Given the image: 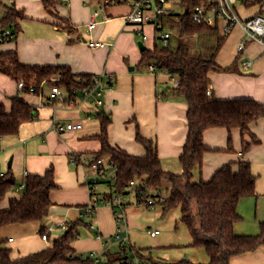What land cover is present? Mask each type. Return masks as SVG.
Listing matches in <instances>:
<instances>
[{
  "label": "crops",
  "instance_id": "obj_1",
  "mask_svg": "<svg viewBox=\"0 0 264 264\" xmlns=\"http://www.w3.org/2000/svg\"><path fill=\"white\" fill-rule=\"evenodd\" d=\"M55 2L56 13L68 18L76 27L75 30L67 31L59 27L57 18L44 10L40 0H13L14 7L24 13L21 21L35 20L36 26L32 27L31 36L25 37V33H22L16 36L15 40L0 45V50L16 49L20 61L24 63L68 65L74 73H111L112 85L103 88L100 106V110L111 116V123L108 126L110 143L129 153L142 154L143 147L134 139L138 125L142 135L155 140L162 167L179 173L180 167L174 169L173 166H176V159L182 151L188 131L187 105L179 98L162 97L164 90L172 85V75L162 70L151 73L146 68L145 71L135 68L141 57V50L138 47L141 37L124 19V15L130 9V3L127 1L101 7L99 0H55ZM176 3L181 4L179 11L181 12L184 8L181 1L168 0L169 8L178 13L175 8ZM253 7H256L253 12L243 16L240 15L237 7L236 11L241 19H247L259 9L258 6ZM93 10H98L96 27L86 30V23ZM2 12L3 10L0 14ZM81 28L84 31H81ZM143 30L149 32V35H154V30L152 29L151 32V27L148 25L144 26ZM89 39L104 41L105 45L90 47L86 43ZM241 41L244 42V46L238 51L237 46ZM147 42L151 46L153 41L151 38L143 41L144 44ZM145 46L147 47L146 44ZM216 60L222 66L234 64L235 68L209 72V92L212 96L220 99L250 97L264 102V40L250 38L240 24H235L227 32ZM130 63L134 65L133 69L128 67ZM15 94L21 95L16 81L0 73V101L6 108L10 106L9 97ZM23 98L37 106V114L33 119L23 122L16 134L0 136V160L5 161L13 152L10 158L11 165H7V169L20 164L23 175L41 174L53 165L57 187L50 193L53 204L46 217L47 220L45 218L42 221L29 222L34 225L36 233H40L39 229L46 226L45 224L50 220L58 225L79 218L82 205L89 200L90 192L85 183L87 174L85 166L70 164L68 156L72 152H93L100 148V142L90 137L99 131V120L95 117V109L87 103L64 109L60 103L48 102L45 94L40 96L26 93ZM52 118L57 123L80 122L81 128L58 132L52 128ZM250 129L260 138L261 143L251 146L245 153L240 152L239 130H232L234 150L229 152L225 150L227 131L217 127L206 129L203 141L208 151L204 153L201 168L194 170V177L207 180L221 165L238 158L249 160L251 170L255 174L256 169L260 168L259 164L264 165V118L252 122ZM12 143L14 146H11ZM1 173L3 171H0ZM257 188L256 183L255 189ZM14 195L17 194L11 193L8 197ZM8 197L4 200V204ZM244 200L245 198H242L237 206L240 215L244 210ZM98 210L99 207L96 208L93 218L95 221L99 220L100 227L97 228L102 234V239L85 237L84 243L77 239L73 243L77 252L94 250L101 253L102 241L112 237L115 230L114 221L112 220V229L104 230L105 222ZM241 220L234 224L236 233L249 234L256 231L255 221L252 227L247 228L241 224ZM25 224L2 227V237L6 239L12 237V241L6 243L8 247L15 242L12 232L18 231ZM48 245L47 240L44 247ZM40 249L42 247L22 253L18 251L17 255H10L15 258ZM229 264H264V245L231 257Z\"/></svg>",
  "mask_w": 264,
  "mask_h": 264
},
{
  "label": "trees",
  "instance_id": "obj_2",
  "mask_svg": "<svg viewBox=\"0 0 264 264\" xmlns=\"http://www.w3.org/2000/svg\"><path fill=\"white\" fill-rule=\"evenodd\" d=\"M40 1L44 10L57 18L59 27L67 31L76 29L68 18L56 13L55 0ZM99 1L101 7L127 2V0H108V3ZM215 2L216 0H183L181 2L183 10L178 13H167L162 21L164 22L166 18L170 24L169 17L176 16L182 36L219 31L217 17L213 24H208L193 21L190 16L193 6L205 5L211 8ZM242 4L246 7L258 6L259 9L254 15H264L262 7L264 0H243ZM0 6L4 7L1 21L19 30L20 21L24 18L23 11L14 5H6L3 0H0ZM226 36L227 33L220 34L215 46L207 52L193 50L183 39L171 41V36L166 46L157 44L154 39L150 47L141 50L138 67H147L151 63L155 69L165 71L178 79L177 84H172L164 90L162 97L179 98L187 105L188 131L178 156L180 173L162 167L155 140L142 135L138 125L134 139L143 147L142 154H132L111 144L108 138L111 116L99 109L94 112L99 120V131L90 137L100 142V148L84 153L110 161L116 168V178L114 181L100 182L107 183L114 192L127 194L135 192L138 203L145 202L149 188L157 190L155 195H159L163 181L167 180L170 183L169 194L160 202L163 212L179 207V219L187 227L191 237L190 244L203 247L209 257L206 263L184 260L186 264H229L231 257L264 245V221L259 222L258 233L242 234L234 231V224L242 219L237 210L239 201L256 194V175L251 170L249 160L238 158L228 161L216 169L209 179L191 180L193 171L201 168L204 153L208 151L203 141L206 129L212 127L225 129L228 133L225 150L229 152L234 150L233 129L240 132L241 153L261 143L260 138L251 131L250 124L264 118V102L250 97L220 99L208 92L209 72L235 68L234 64L222 66L216 60ZM0 73L16 82L22 80L23 92L26 93L29 86H34L37 91L43 83L44 87L55 84L70 94L73 89L78 90L76 92L78 94L91 84L94 75L74 73L68 65L24 63L20 61L16 49L0 50ZM9 100V108L0 101V136L16 134L23 122L33 119L37 114V106L26 101L22 95H12ZM54 175L53 165L41 174L26 173L24 187L20 193L8 197V193L17 187L11 167L0 174V264H95L89 259L79 258L73 245L79 237L78 227L83 223L81 217L65 221L66 227L63 232L43 249L15 258L10 255L11 248L6 245L8 239L1 235L2 227L44 220L53 204L50 193L57 187ZM130 181L138 184L132 187ZM137 187H141V190L139 191ZM6 197L8 198L4 204ZM44 228L42 226L39 229L40 234ZM136 251L145 255L142 248ZM145 257L149 259L148 256Z\"/></svg>",
  "mask_w": 264,
  "mask_h": 264
},
{
  "label": "built area",
  "instance_id": "obj_3",
  "mask_svg": "<svg viewBox=\"0 0 264 264\" xmlns=\"http://www.w3.org/2000/svg\"><path fill=\"white\" fill-rule=\"evenodd\" d=\"M6 5H13V0H3ZM108 0H103V3H108ZM130 3L129 11L124 15L125 21L132 25L136 30V33L140 35L141 41H146L148 39L147 34L144 32L143 27L145 25H151L154 30V39L161 41V44L166 46L168 44V39L171 34L169 31H162L164 22L162 18L167 13H173V9L169 8L168 0H127ZM183 1V0H178ZM236 0H216L214 7L207 8L205 5L193 6L190 10V16L193 21L199 23L213 24L215 18L217 17L223 21L221 25V31L227 33L230 28L235 24H240L244 31L250 38L263 41L264 37V15H253L249 19H241L236 11L235 6ZM107 6V5H106ZM4 10V9H3ZM0 14V44L13 41L18 30L10 25H6L1 21ZM98 10H93L90 13L89 20L86 23L88 30H92L96 27L97 21L96 16ZM220 29V24H219ZM87 45L90 47H97L105 45L104 41L89 39L86 41ZM244 42L241 41L237 50H242ZM247 65V62H245ZM147 68L150 72L155 71L153 64H148ZM113 81V75L111 73H98L93 75V81L82 91L73 89L72 94L62 87L55 84L49 85L47 87L40 84V87L36 91L34 86H29L28 92L31 94H38L42 96L45 94V99L50 103H60L64 106L74 107L83 103L89 104L95 111L102 104V90L105 87H111ZM172 84H177L178 79L175 76H171ZM17 83L18 92H23V81L19 80ZM209 92V89H208ZM52 128L58 132L78 130L81 128V123L76 122H65L57 123L54 118H52ZM68 161L70 164H82L88 167L91 172L86 174L85 183L88 186L90 192L89 201L81 207L80 215L86 216L88 214L94 213L98 205L106 204L112 211V217L115 224V230L112 233V240L102 241V252L97 253L94 250L89 251H78L77 256L83 260L89 259L95 264H150L145 255L139 254L135 248H133L129 242L128 227L125 218V206L127 203V193L124 192H114L107 191L104 193H99L96 191V184L101 180L114 181L115 176V166L104 158L96 157L94 154H84L80 152H72L68 156ZM112 171V173H110ZM130 186H136L135 181H130ZM24 187V181H21L16 187L17 191H21ZM139 191L141 187H137ZM134 196L135 192L131 191ZM165 197L161 194L155 196H145V202L147 206L153 207L156 201L161 202ZM98 204V205H97ZM44 231L40 234V237L47 241L49 240V232L53 227L44 226ZM66 227L65 222H62L56 226V228L64 230ZM89 229L95 230L96 238L102 239V234L98 228L93 223H87ZM98 230V231H97ZM148 233L151 236H155L157 230L148 229ZM8 241H12V237L8 238ZM111 243H115L119 248V255L116 258L110 256V246Z\"/></svg>",
  "mask_w": 264,
  "mask_h": 264
},
{
  "label": "rangeland",
  "instance_id": "obj_4",
  "mask_svg": "<svg viewBox=\"0 0 264 264\" xmlns=\"http://www.w3.org/2000/svg\"><path fill=\"white\" fill-rule=\"evenodd\" d=\"M242 3L243 0L235 1V6L237 7V10L239 11L241 16L253 12L256 8V7H246ZM262 7H264V5ZM175 8L178 10L177 12H179L181 10L180 9L181 4L176 3ZM3 9L4 7L0 6V12ZM102 11L103 10H101V12ZM169 18H171L169 19L170 24L168 23V21H166L167 19L165 18L162 31L166 30L170 32L171 41L177 39H183L184 41L188 42L193 50L206 51V52L211 50L215 46L218 36L223 33L221 31V25L223 24V21L220 20L219 31H206V32L193 33L182 36L180 35L177 17L172 16ZM35 23H36L35 20H29V19L21 21L20 29L18 30L17 36H20L22 33L23 34L25 33L24 34L25 37L31 36L33 31L32 27L36 26ZM148 26L151 27V32H152L153 27L151 25ZM80 30L84 31L83 28H81ZM144 32L146 33V31ZM146 34L148 38H151L152 41L154 40L153 34L149 35V32ZM156 43L161 44V41L156 40ZM4 44L6 43H2L0 45H4ZM145 44L147 45V47H150L149 42ZM125 60L127 62L126 57ZM128 67L134 68V65L130 63ZM135 68L137 70L143 69V71H145L146 68L147 71H149L147 67L140 68L137 65H135ZM155 71H159V70L156 69ZM19 93L22 96L26 94V92H19ZM62 106L64 107V109L73 108V107L64 106L63 104ZM98 109L100 110L101 107H98ZM119 124L121 125V123ZM11 146H14L13 143ZM12 155L13 152L6 157L5 161L0 160V171L3 172L7 171V165ZM175 165L176 166H173L174 169L177 166L180 167L181 169L178 159H176ZM259 165L260 168L256 169L257 172L255 173V175L257 176L256 183L258 184V188L256 189V194L253 196L244 197L245 198L244 210L243 213H241L242 216L241 224L249 228L252 227L253 221H255L256 223V228H255L256 231L254 233H249V234L258 233L259 222L264 221V165L261 164ZM85 169L87 174L91 172V170L86 166ZM11 170L13 172L15 182L18 186L19 183L23 181L25 178V175L22 174L23 169L22 167H20L19 164V165L11 166ZM170 171L174 173H178L175 172L173 169H171ZM110 173H112V171H110ZM194 173L195 171H193V176L191 177V180H198L196 177H194ZM136 183L138 184V182ZM96 185H97L96 191L99 193H104L110 190L109 185L105 182H99ZM169 188H170V183L167 180H164L161 187V195L163 197L169 194ZM156 191L157 190L153 188H149L146 192V196H151L152 194L155 195ZM11 193L18 194L20 193V191L14 189L13 191H10L8 194ZM98 207H99L98 213L99 215L103 216L102 218L105 222L104 230L106 228L112 229V220H113L111 218L112 211L110 210V208H108L109 206H107L106 204H100L98 205ZM93 215L94 213L88 214L86 216L79 215V217H81L83 220V223H81L80 226L78 227L79 242L83 241L85 237L96 238L95 235L96 231L89 229L85 225L87 223H93L96 227L98 228L100 227L99 220L95 221ZM179 217H180L179 207L171 208L163 212L162 205L159 201H156L153 207H149L146 205V203H138L136 197L132 192H129L127 194V203L125 206V218L128 227L129 242L133 248L143 249L145 255L149 257L148 261L150 264H164V262L172 263V264H186L183 262L184 260H189L194 263H206L209 260V257L203 247L193 246L190 244L191 243L190 234L187 230L186 225L180 221ZM45 225L49 227L50 226L53 227L50 232V239L48 240L50 244L53 238L58 237L63 232V230L56 228L57 224L52 223L51 220L48 224L46 223ZM148 229H154V230L156 229L157 230L156 235L151 236L148 233ZM36 232L37 230L34 229V225L30 223L25 224L24 226L19 228L18 231H13L12 234L14 235L15 242L9 245L11 247L10 254L14 256L17 255L18 251L22 253L39 247H42L43 249V247L45 246V240H42L40 238V233H36ZM106 240L110 241L112 240V237L110 236ZM78 243H77V247H78ZM118 255H119L118 246L115 243H111L110 256L112 258H116L118 257Z\"/></svg>",
  "mask_w": 264,
  "mask_h": 264
},
{
  "label": "water",
  "instance_id": "obj_5",
  "mask_svg": "<svg viewBox=\"0 0 264 264\" xmlns=\"http://www.w3.org/2000/svg\"><path fill=\"white\" fill-rule=\"evenodd\" d=\"M138 47H139L140 50H143L144 48H146V46H145V44L143 43V41H139V42H138ZM130 69H133V67H130ZM10 165H11V161L9 160V162H8V166H10Z\"/></svg>",
  "mask_w": 264,
  "mask_h": 264
}]
</instances>
